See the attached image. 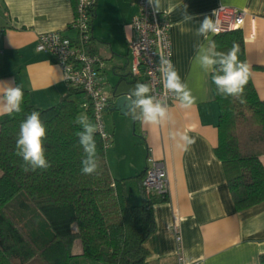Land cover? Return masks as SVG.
Here are the masks:
<instances>
[{"label": "crops", "instance_id": "0c3cea01", "mask_svg": "<svg viewBox=\"0 0 264 264\" xmlns=\"http://www.w3.org/2000/svg\"><path fill=\"white\" fill-rule=\"evenodd\" d=\"M134 2L95 0L90 49L101 58V85L108 93L121 76L130 73L127 42L132 34ZM74 3L0 0V82L19 86L36 107H49L68 92L60 66L49 53L37 51L35 44L37 35L48 31L75 37L68 28L74 17ZM220 5L246 12L239 28L245 61L250 65L257 95L264 100V0H158V9L152 5L153 8L166 12L171 22L172 63L197 97V103L186 110L174 98L167 104V122L145 125L138 121L136 128L128 109L121 113L114 107V98L103 113L104 128L110 135V145L105 150L107 166L112 178L126 179L131 201L137 203L140 199L135 176L145 169L147 156L150 154L165 166L168 192L165 200L153 206L155 229L144 243L146 264H176L177 249L186 264H259L264 254V202L236 210L223 166L214 151L219 110L210 76L192 66L195 46L204 43L196 29L204 16H212ZM186 10L196 19L184 21ZM209 35L212 39L213 34ZM76 101L80 121L87 118V109L81 107L85 102L83 93ZM177 132L194 140L187 151L177 146L181 143L178 137L173 139ZM259 159L264 165V155ZM78 243L79 240L73 242L74 260L82 258Z\"/></svg>", "mask_w": 264, "mask_h": 264}, {"label": "trees", "instance_id": "16d2710c", "mask_svg": "<svg viewBox=\"0 0 264 264\" xmlns=\"http://www.w3.org/2000/svg\"><path fill=\"white\" fill-rule=\"evenodd\" d=\"M75 0H73L74 2ZM75 4V3H74ZM91 20L94 8L91 11ZM217 51L228 52L238 46V59L245 61L242 31L213 35ZM141 76H121L111 95H129ZM218 140L214 149L226 177L237 211L264 202V100L251 78L240 98L216 94ZM20 113L0 115V264H70L73 242L79 240L81 256L105 264H146L144 243L155 229L153 206L165 200L146 195L142 186L145 169L137 176L139 201H131L126 179L112 178L107 166L104 142L98 132L94 139L100 160L98 172H81L84 150L77 133L80 108L78 88L49 107L30 103L28 93ZM33 111L40 113L46 127L44 138L47 169L24 171L17 155L20 124ZM87 119L95 125L91 108ZM134 126L138 121L133 120ZM75 226V229H73ZM264 264V254L259 258Z\"/></svg>", "mask_w": 264, "mask_h": 264}, {"label": "built area", "instance_id": "2783aa9c", "mask_svg": "<svg viewBox=\"0 0 264 264\" xmlns=\"http://www.w3.org/2000/svg\"><path fill=\"white\" fill-rule=\"evenodd\" d=\"M94 4L95 0H75L74 17L68 25L75 32V37L64 35L58 30L43 32L37 35L35 49L52 56L62 69L69 88L82 90L85 102L81 107L91 108L97 132L107 148L110 145V135L104 128L103 113L109 106L112 95L101 85V58L90 49L91 11ZM134 5L136 11L130 21L132 34L127 42L130 55L129 72L133 76H141L152 89L150 95L168 104L175 96L169 93L164 97L161 74L157 68L161 57L172 61L171 22L166 12L156 11L149 0H135ZM214 12L213 20L220 26V33L240 28L246 16L242 9L223 5L218 6ZM142 186L146 195L165 197L168 192L164 163L150 154L146 158ZM176 227L174 225L175 231ZM176 264H186L179 249L176 253Z\"/></svg>", "mask_w": 264, "mask_h": 264}, {"label": "clouds", "instance_id": "9594fccd", "mask_svg": "<svg viewBox=\"0 0 264 264\" xmlns=\"http://www.w3.org/2000/svg\"><path fill=\"white\" fill-rule=\"evenodd\" d=\"M158 9V0H149ZM212 16L205 15L196 29V35L203 37L204 43L195 46V55L192 59L193 69L205 76H210L211 83L215 86L216 94L223 97L240 98L251 75L250 65L238 59V46L228 52L217 51V44L210 38V33L218 35L220 26L213 20ZM187 10L184 14V21L195 20ZM157 70L161 74L163 95L166 98L172 93L179 102L182 109H190L197 103V97L193 94L188 83L181 79L178 71L168 58L161 57ZM0 115H12L22 111L24 93L23 90L11 82H0ZM152 91L149 84L137 83L128 96V111L133 120L145 125H161L170 119L169 108L166 102L156 96L150 95ZM139 110V111H137ZM79 123L82 131L77 133L79 143L82 146L85 156L82 160L81 172L86 175L95 174L100 167V160L97 154L95 133L97 126L87 118H82ZM46 127L40 119L38 111L31 112L20 124L19 136L16 141L17 155L22 157L25 167L24 171H35L50 167L45 157L44 138ZM179 138L181 143L177 146L187 151L194 143L182 132L173 133V139Z\"/></svg>", "mask_w": 264, "mask_h": 264}, {"label": "water", "instance_id": "95a60500", "mask_svg": "<svg viewBox=\"0 0 264 264\" xmlns=\"http://www.w3.org/2000/svg\"><path fill=\"white\" fill-rule=\"evenodd\" d=\"M128 96L129 95H120V96H113L114 98V107L119 110L121 113H124L128 109Z\"/></svg>", "mask_w": 264, "mask_h": 264}, {"label": "rangeland", "instance_id": "374dc122", "mask_svg": "<svg viewBox=\"0 0 264 264\" xmlns=\"http://www.w3.org/2000/svg\"><path fill=\"white\" fill-rule=\"evenodd\" d=\"M81 112V111H80ZM80 115V114H79ZM78 122H79V120H78ZM132 187V186H131ZM132 190H134V191H136V189H134V186L132 187ZM73 228H75V226H73ZM80 243V242H79ZM78 243V244H79ZM79 247H78V249L80 250L81 249V247H80V244L78 245ZM76 245L74 246V250H76ZM28 264H39L37 261H35V260H31L30 262H28ZM70 264H105V263H103V262H97V261H93V260H90V259H87V258H84V257H82L81 259H79V260H74V259H72L71 261H70Z\"/></svg>", "mask_w": 264, "mask_h": 264}]
</instances>
